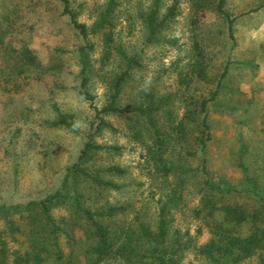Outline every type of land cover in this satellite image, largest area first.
Returning <instances> with one entry per match:
<instances>
[{
	"label": "rangeland",
	"instance_id": "obj_1",
	"mask_svg": "<svg viewBox=\"0 0 264 264\" xmlns=\"http://www.w3.org/2000/svg\"><path fill=\"white\" fill-rule=\"evenodd\" d=\"M107 0H70L80 22L92 25ZM115 11L117 41L129 55L140 52L141 66L124 88L121 102L136 97L137 87L153 85L167 93L179 90V71L190 68L191 51L198 40L207 62V75L195 79L189 93L209 96L218 89L207 106L211 138L204 151L189 158L193 168L206 160L208 175L235 193L224 200L256 205L264 200V0H226L225 8L234 17L232 35L228 21L215 10V0H180L176 16L165 23L158 39L146 41L144 15L152 0H120ZM173 0L161 1V15ZM204 4L197 9V4ZM198 18L194 25L193 19ZM29 46L41 67L18 68L16 57L4 50ZM88 49L90 80L94 104L102 107L108 99V79L118 70L119 59L102 70L101 37L84 39L63 13L61 0H0V206L25 204L62 188L69 168L79 160L90 136L105 146L120 149L98 151L85 165L94 170L119 165L121 175L104 171L103 177L121 185L102 188L83 180L70 179L67 189L82 191L88 206H125L118 217L131 218L135 209L148 210L154 220L155 202L160 188L143 167L141 147L126 136L129 118L110 114V127L96 131L98 119L93 106L78 92L80 83L79 48ZM227 65L226 74L218 83ZM180 94V93H179ZM180 100L176 99L175 109ZM65 116L71 127L55 125ZM198 178L188 185L185 205L175 210L173 227L190 231L197 244L209 240L211 233L193 209L199 203ZM54 217L68 216L63 204L53 207ZM6 213L0 211V229H5ZM20 221L21 220H18ZM202 227L198 233V227ZM81 232L78 231V235ZM9 238L12 251L24 248V237ZM17 238V239H16ZM182 264H210L187 250ZM239 264H260L253 256Z\"/></svg>",
	"mask_w": 264,
	"mask_h": 264
},
{
	"label": "trees",
	"instance_id": "obj_2",
	"mask_svg": "<svg viewBox=\"0 0 264 264\" xmlns=\"http://www.w3.org/2000/svg\"><path fill=\"white\" fill-rule=\"evenodd\" d=\"M63 13L67 14L78 33L88 39L96 34L101 37V67L104 71L113 58L119 59L118 70H113L108 79V99L102 107L94 104V94L88 87L90 68L88 49L93 44L79 48L80 83L79 94L90 102L98 122L95 130L114 126L105 116L124 115L130 120L126 136L141 147L143 167L153 182L160 188L155 202V217L147 219L148 210L135 209L129 219L125 206H88L82 191L70 192L67 184L83 180L102 188L120 189L121 185L103 177V172L121 175L126 170L119 165H109L103 170H94L85 163L94 154L104 149H120L121 146H105L96 143L92 136L84 143L78 162L69 168L62 188L41 199H33L25 204L2 205L0 211L6 213L5 229H0V264H182L187 250L210 264H239L257 256L264 264V200L256 205L228 202L225 195L236 193L233 187L223 186L208 175L206 160L201 157V165L193 168L189 158L204 151L211 138L207 106L218 89L209 96L189 93L190 84L195 79L207 75V62L198 40L191 51L190 68L179 71V90L161 93L153 85L137 87L136 97L122 103L124 88L134 78L141 66L140 52L129 55L117 41L115 11L120 0H107L97 15L95 22L88 25L80 22L70 0H61ZM161 1L152 0L149 11L144 15L147 29L146 41L157 40L162 26L177 14L180 0H173L167 11L161 15ZM215 10L228 21L232 35L234 17L226 10V0H215ZM202 2L197 9H202ZM198 23L195 17L192 22ZM4 50L16 57L18 68L41 67L35 52L27 45ZM225 66L221 78L227 72ZM180 93V94H179ZM180 100L178 108L174 105ZM55 125L71 127L67 117L60 115ZM71 179H70V178ZM198 178L201 197L194 207L195 217L203 219L209 228L208 241L197 244L189 230L173 227L175 210L185 205L186 190L193 179ZM63 204L68 216L58 220L52 209ZM21 220L20 221H17ZM202 227H198L200 233ZM78 231L81 232L78 235ZM24 237V248L12 251L9 238ZM17 239V238H16Z\"/></svg>",
	"mask_w": 264,
	"mask_h": 264
}]
</instances>
